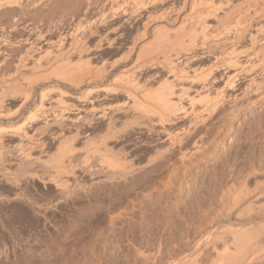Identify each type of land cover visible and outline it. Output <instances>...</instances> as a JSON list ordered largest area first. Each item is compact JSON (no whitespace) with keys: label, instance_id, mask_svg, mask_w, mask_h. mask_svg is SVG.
I'll return each mask as SVG.
<instances>
[{"label":"rangeland","instance_id":"rangeland-1","mask_svg":"<svg viewBox=\"0 0 264 264\" xmlns=\"http://www.w3.org/2000/svg\"><path fill=\"white\" fill-rule=\"evenodd\" d=\"M1 1L3 6H1V3L0 34L3 38L2 40L0 39V50L7 52L0 54V60L5 58L4 61H7L4 63L8 62V64H4L5 68L3 67L4 76L7 77L9 74V79L11 80H8V82L14 83L12 80H15L17 84L22 83L20 84L22 87L27 86V77H29L28 79H31L32 84V100L19 109H17L18 105L14 107L15 103L12 104V102L7 101L5 104H8L4 106V109H0V111H6L5 116L0 114V117L3 118H0V128L16 130L17 127L22 126L23 128L25 127L24 130H26L27 134H31L34 132L32 129L35 130L42 126L45 121L49 122L54 117H60L61 115L64 117L66 115L69 116V114L81 110L83 105L85 109L95 110L94 112L107 110V112L113 111L114 113L112 114L113 116L108 113L113 118L111 119L113 121H110L111 123L108 119L102 121L103 119H96L92 116L87 119L91 121H89L90 125L84 121L83 126L87 127L88 125L91 127L89 128V133L88 135L84 134L79 138H74L72 146L75 148V152L70 154V157L68 155V159H62L63 164H61L60 169L63 168V174L57 177V180L61 181L60 183L66 182L64 184L66 187H62L55 180L57 169L59 168L54 164L55 161L52 160L56 158V148H54L56 141L61 137L63 139V136L67 137L70 133L73 135L74 128L70 129V133H64L63 136L55 134L53 137L57 139L53 142V148L51 147L50 150L45 149L47 150L44 152L46 154H40L38 148H36V151H34L35 149L31 150L33 159L31 157V160H29L30 157L28 159L25 157L26 161L23 158L25 154L22 153L21 148L28 149L29 141L26 143V147H21L20 144H17L19 142L15 138L6 137L9 138L7 139L8 141L4 137L0 139V264H175V262L177 264H187L191 258V261H193V256L196 258V255L198 257L196 258L197 263L215 264L222 261V258L219 261L216 260L221 256L219 252L223 251L221 249L223 248V241H228V249L231 252L235 250V247L229 243L233 237L230 234L232 231L229 234L227 233L229 228L233 231L241 229L246 231L247 229L250 232V229L253 230L256 225L264 223V208L261 207L262 205L264 206L263 197L259 199L262 204L257 201L256 204L253 202L250 206H247L251 209L253 207V212L245 207L246 203L249 202L248 200H251V195H253H248L249 193L245 191L250 192L249 188H254L256 179L249 178L247 183L244 184L246 190H244L245 198L243 199L246 202L244 200L241 201V197V200L238 201H241L238 203L239 206H234V208L238 209L235 208L233 210V205L228 204L230 198L226 202H222L219 199L221 198V191L228 190V187L230 188L228 184H235L236 189L234 187L232 191H235V194L242 192L240 185H243L242 177L246 176L243 173L244 171L248 174L254 169H257V171L255 170L256 172H259V170H261L260 173L263 172L264 100L262 101L263 103L261 102L251 110L239 112L236 115L237 117H228L230 120L225 118L227 116L218 118L215 121L217 129L213 128L221 134L216 135L217 132H213L214 129L212 128V131L209 130L210 132L206 135L204 134L205 137L203 135L208 153L201 154V156L199 154H183L185 158L182 159V154H162V156L161 154H148L151 151L147 152L146 149L148 147L142 146V143L144 145L143 141L147 138V132L143 130L142 122L139 124L141 120L132 119L120 111V109L124 110L123 108H125L123 105L126 101L123 98L124 96L110 95L111 97L109 96V98L108 95H105L107 98L105 97V100H103L104 97L102 96L104 94L102 93L99 97L100 100L98 98L97 102L94 101L91 104L89 99H87L89 96L86 94L89 90L102 87H114L124 91L126 81L118 80V77L135 63V65H139L143 61L138 60L135 62L137 57L130 54L128 50L132 38L135 33L137 34V29L139 32L141 28L138 14L146 15L144 14L145 10H147L146 13H155V11H160L169 4L176 5L181 0H178V2L177 0H143V6H139L140 12L138 10V12L136 11L138 14L135 12L138 20L134 17V23L131 20L127 21L124 11H126V7L136 10L137 2L135 1L138 0H15V4L12 3L11 6L5 3L6 0ZM157 1L167 2L162 3L161 6L163 7L159 9L161 2L158 3ZM233 1L230 0L231 3L230 5L228 3V6L226 5V0H210L208 3L212 7L208 5L206 7L213 10V8L215 9L216 6L219 7L225 2L226 4L223 3V5L230 7L227 8V11L237 6H239L237 8L241 9V14H245L243 12L245 9L243 8L250 10V12L254 10L264 11V7H262L264 3H261L264 0H255L256 2L254 0H238V2L240 1L239 3L246 2L247 5L249 1V6L253 7L252 9L255 8L251 5L253 3L256 8H259L254 10L249 7L248 9L247 5L246 7L245 5H240L237 0H235V3ZM208 3L206 2V4ZM232 3L237 5H233V7ZM258 3L259 5L261 3L262 9L260 6L258 7ZM222 6L221 8L223 9L221 10L223 12L216 7L218 8L216 9L218 15L216 17L210 15L212 20H209L210 23L207 20V23L216 26L217 22L220 24L223 22L222 26L224 23L227 25H224V28L225 26L226 28H231L232 24L233 28H235V23L237 22L238 25L244 14L241 16L239 13L240 16L237 17L233 16L234 14L228 15L225 12L226 8ZM143 8L144 10H142ZM210 13L212 14L213 12L211 11ZM57 15L59 19H57ZM213 18L216 19L214 20ZM256 22H259V20ZM219 26L221 27V25ZM112 28L117 29L109 32ZM61 29L64 31L62 30L61 32ZM36 30L37 32L40 30L43 35H46V39L52 42L55 41L53 44H56V46L53 45L51 49L48 48L47 50L46 48L45 50V48L35 45L32 36L35 35ZM65 31L69 32V35L66 36L67 40L60 41L59 39ZM150 31L149 35L151 36ZM60 33L62 34L60 35ZM198 33L199 31L196 33L199 38L200 34ZM150 36H148L149 40H151ZM77 39H80L78 43ZM160 40L162 38L159 39V43ZM73 41L78 44L75 43L77 47L72 45V43L74 44ZM107 41L110 43L109 46ZM59 42H61V46H59ZM63 42H68L69 44L66 45L65 43L63 48ZM57 43L59 44L57 45ZM224 43H221L223 46H220L219 50L222 47L223 50L227 46L226 49L231 47L230 44L228 45L229 42H226L227 44L225 43V45ZM156 45H153L154 48L149 46V48L153 49L148 51L149 55L154 56L159 53L158 50H154L161 49L162 45L159 48H156L158 44ZM57 46L58 48H63V50L61 48L63 52L60 51V54L64 53L62 57L57 54L59 49L55 52ZM4 48L7 49L4 50ZM9 48H11L12 52H10ZM67 48L68 50H66ZM236 48L239 49L237 46ZM26 50L29 55L30 53L31 55L33 54V57H41L38 64L42 68L37 65L38 68L34 66L37 69L34 68L31 71L29 70V72L26 71V73L22 71L23 77L18 74H15V76L12 73V67L16 64L18 58L25 54ZM45 52L50 53L48 54L49 57L46 56L47 53ZM43 56L44 58H42ZM35 57L33 60L32 57L31 59L29 57L28 63L34 62L30 65L37 64L38 60ZM59 57L63 61L65 60L59 70L65 68L67 70L61 71L62 73L57 71L59 75H55L58 74L56 70L53 71L55 73H51V70H53V67L58 70L57 67L59 66L56 63L61 60ZM63 57L66 59H63ZM207 59L208 57H205V60L203 58L204 62L199 59L197 62L200 61V64L197 66L196 62L192 66L199 68L202 66L204 68L208 62ZM67 63L68 65H66ZM76 66L81 67L77 69L75 68ZM74 68L76 71H73ZM4 69L10 72H6ZM159 70L156 68L142 71L137 73V77L142 80V78L145 79L147 77L146 75L157 73ZM31 84L29 83L28 85ZM121 87L124 88L122 89ZM49 90L53 91L49 92ZM41 91L49 92L42 105L40 104ZM59 91L65 94H60L58 93ZM1 97L2 95H0ZM122 105L124 106L123 108H121ZM33 114L37 115L36 119H33L36 122L31 125L33 120H30L32 119L30 117ZM227 120L230 124L227 123ZM82 122L80 123L79 121L75 124L79 126ZM107 123L108 125H105ZM27 124L30 126H26ZM140 125L141 129H138ZM27 128L31 129L28 130ZM141 130L146 135H141ZM205 132L203 131V133ZM48 133L46 132L47 135L45 134L43 137L41 136L43 134L35 133L37 136L35 135L36 137H34L35 139L38 138L37 141L40 143L42 139L40 140L39 138L48 139L52 136L50 133L53 134V132ZM133 133L136 134L134 135ZM130 139L132 143L129 141ZM33 141L31 140V147L33 143L35 146L38 144L37 141ZM140 141L142 142L141 144L139 143ZM35 142L37 143L35 144ZM34 145L33 147H35ZM105 145L111 160L114 164H118L116 166L113 164L115 167L105 163L103 157H101L103 154L101 155L100 153L105 150ZM152 155L153 159L154 155L158 156L156 158L159 162L156 158V161L152 160ZM186 155L188 156L186 157ZM35 158H40V160ZM149 158L156 163L151 164ZM28 160L29 163L27 162ZM146 161L151 165L148 164V166ZM250 167L252 170L249 169ZM260 173H258L257 180H262ZM232 179L233 181L235 180V183H233ZM237 179L240 180L237 181ZM237 189L238 191L236 192ZM229 205L232 206L230 207L231 209L228 207ZM240 207L245 208L243 210L246 212L251 210V214L247 212V217L244 216L245 212ZM255 209H257V212ZM228 210L232 216L227 213ZM237 211H242L241 215L244 218L241 215L242 218L238 217L239 214L237 216L239 219L234 218ZM254 213H256L255 216ZM241 226L244 227L242 228ZM237 227L240 228L238 229ZM220 228L222 232L224 231V234H222ZM214 229L217 230L214 235L221 236L220 239L215 241L214 239H217V237L213 236L205 245L202 243L198 247L197 243L206 234L212 233ZM226 235L231 238L226 237ZM212 243H214L216 250L220 249L222 251H213ZM206 244L208 247H206ZM193 246L198 248L194 249ZM158 261L159 263H157ZM191 261L190 263L192 264Z\"/></svg>","mask_w":264,"mask_h":264},{"label":"bare ground","instance_id":"bare-ground-1","mask_svg":"<svg viewBox=\"0 0 264 264\" xmlns=\"http://www.w3.org/2000/svg\"><path fill=\"white\" fill-rule=\"evenodd\" d=\"M14 1L15 0H6L5 3L7 5L11 6L12 3L15 4ZM154 1H156V0H154ZM209 1L210 0H205V1L204 0H181L178 2V0H177L178 3L177 4L175 3L176 5H173V4L170 5L169 4L168 5L169 7L167 6L165 8L161 5H162V3H165L167 1H165V2L160 1L161 3L158 2V3H160V6H161L159 9H161L162 7L163 8L160 11L157 10L159 12H157V11H155V13L152 12L153 14L151 12H150L151 14L149 12L146 13L147 10H145L144 14H146V15H143L142 13H140V14H142V15H140L137 13L140 10L139 6L143 4V0L135 1V2H137V4L135 3L137 6L136 5H133V6H136V10H133V9L131 10V8H129V7H128L129 10H128V8L126 7L125 8L126 11H124V14H125V16H127V21L131 20L134 23V21H135L134 17H135V19H137L135 16V12L137 10L138 11L136 13L139 15L138 18H140L139 20L141 21V26H140L141 28L139 29L140 31L138 32V29H137V34L135 33L134 37L132 38V42H131L130 46L128 47V50H129L130 54H133L137 57L135 62H137L138 60H143V61L141 63H139V65H135L136 64L135 63L134 65H132V67L130 69H128L127 71H123V73H121V75L118 77L119 79L117 78L118 80H125L126 81L125 86H124L125 87L124 91L118 90L114 87H102L100 89L89 90L86 94L87 96H89L87 99H89L90 104L94 101L97 102L96 100H98V98L101 96L102 93L104 94V96H102V97H104L103 100H105V97H106L105 95H108V97L110 95H118V96L122 95V96H124L123 98L126 101L124 100L125 104L123 103V105L125 106V108H123L124 106L122 105L121 108H123L124 110L120 109V111L124 115H127L128 117H131L132 119L135 118V119L141 120L139 124H141V122H142L143 130H146V132H147V138L144 137L145 138V140L143 141L144 145L141 141L139 143L140 144L142 143L143 147L144 146L148 147L149 150L146 149V151L147 152L151 151L150 153L148 152V154H158V155L161 154V156H162V154H165V155L166 154H182V156H183V154H189V155L190 154H199L200 156H201V154L202 155L206 154V153H208V151H207L208 149L205 147L206 143L204 144V141H205L204 137L208 132H210L209 130L212 131V128L215 127V121L218 120V118H221V116H224V117L227 116V117H225L227 119H228V117H231V118L235 117L241 111L251 110V109L255 108L264 100V11L263 10H254L256 8V6L253 3L251 4L252 1L250 2V4L255 7L254 9H252L253 7L249 6V1H248V5H247L246 2H244L246 4H244L243 2H242L243 3L242 4V3H239L240 1L238 2V0H237V2L240 5H245V7L247 5V8L249 7L250 9H252L254 11L250 12V10H246V8H243L241 6V8L246 10V11L243 10V12H245V14L243 13L244 15L241 14V9L237 8L239 6H237V7L233 6V5H237V4H234L235 0L234 1L232 0L234 2V3H232V6L234 8H232V6H231L232 9L227 11V8H230V7H226V5H228V3L230 5L231 2H230V0L229 1L226 0L227 4L225 2H223L226 4V5L224 4L225 6L222 3V5L226 8V11L225 10L224 11L227 12L228 15L234 14L233 16H235V17L240 16V14H241V16L243 15L242 19L239 21L238 25H237V22L236 23L234 22L237 25L236 26L234 24L235 28H233V24H232V27L229 25V27H231V28H226L227 25L225 23H224V25H226V26L224 28V25L222 26L223 22L221 21L222 23L220 24L219 22H217L218 20L216 22L219 24H217L216 22H213V23H216V26H212V25L207 23V20L208 21L212 20L210 17H212L213 15H214V17H216V15H218L216 9L219 8L218 10L222 11L221 9H223V8H221L222 5L220 6L218 4L219 7L216 6L218 8L215 7V9L213 8V10H211L212 8L207 9L208 7H206V5H208L209 7L210 6L212 7V5H209V3H208ZM206 2L208 4H206ZM1 3H2V1L0 2V5H1ZM152 3L154 4V2H152ZM261 3H264V2H261ZM261 3H260V5L258 3V7L259 6L261 7ZM20 4H21V2H20ZM262 5H264V4H262ZM1 6H3V3ZM113 6H114V4H113ZM142 6H140V7H142ZM26 7H27V5H26ZM262 7H264V6H262ZM262 7H261V9H262ZM144 8L142 10H144ZM50 9H51V7H50ZM256 9H259V8H256ZM9 11H10V9H9ZM211 11L213 13L214 12H216V13L211 14L210 13ZM142 12H144V11H142ZM222 12H221V14H223ZM237 14H239V15H237ZM58 15H57V17H58ZM210 15H212V16H210ZM219 15H220V13H219ZM9 16H10V14H9ZM23 18H25V17H23ZM41 18H42V16H41ZM13 19H15V18H13ZM46 19H45V21H46ZM57 19H59V17ZM21 20H22V18H21ZM24 20H26V18ZM137 20H136V22H137ZM258 20H259V22H256ZM12 21H14V20H12ZM140 21H138V22H140ZM128 23H130V22H128ZM209 23H210V21H209ZM34 24H35V22H34ZM5 25H7V24H5ZM44 25H45V22H44ZM219 25H221V27H223V28H221ZM25 26H26V24H25ZM217 26L220 28H218ZM3 28H4V24H3ZM36 28H38V27H36ZM0 29H1V27H0ZM115 29H117V28H115ZM115 29L112 28L111 30H109V32L114 31ZM62 30L63 29H61V32H62ZM39 31L37 32V30H36L35 35L32 36V40L35 43L33 41L32 42L35 45L37 44L40 48H45V50H46V48H47V50H48V48L51 49V46L54 45L53 43L55 41L52 42L51 40L46 39L45 38L46 35H43V33L41 31L40 32ZM68 31H70V30L68 29ZM68 31L63 32V34L60 33V35L62 34L61 38L59 36L60 41H64L65 39L67 40L66 36L69 35ZM149 31L151 32V36L149 35ZM198 31H199L198 34H200L199 38H198V35L196 34ZM73 33H74V31H73ZM84 35H85V33H84ZM148 36L151 37V40H149L150 38ZM2 38H3V36H1V34H0V39L2 40ZM77 38H78V36H77ZM158 38L159 39L162 38V40H160V43H162L161 44L162 47L159 43ZM155 40L157 43L155 42ZM21 41H22V39H21ZM74 41H76V40H74ZM79 41H80V39L77 41V43ZM107 42H108L107 44L109 46L110 43H109V41H107ZM224 42L225 43L229 42L228 45L229 44L231 45V47H229L230 49L229 48L226 49L228 47L227 46V47H225V50H223V47L221 50H219L220 49L219 47L223 46V45H221V43H224ZM59 43H57V45L59 44V46H61V42H59ZM65 43H66V45L69 44L68 42H65ZM65 43L62 44V47H63V45L65 47ZM75 43L76 42H74V44L72 43V45L74 47H77V46H75L77 43L76 44ZM153 43L155 45L158 44V47H156V48L161 47V49L154 50V51L158 50L159 53L158 54L156 53V55L151 56V54L150 55L148 54L149 53L148 51L150 49H152V48H149V46L153 47V45H154ZM225 43H224V45H225ZM23 46H24V44H23ZM54 46H56V44ZM236 46L239 47V49H237ZM3 47H4V45H3ZM62 47L58 48V46H57L55 52L59 49V53H57V54H60V51H62L64 48V47L63 48ZM68 47L70 48V46H68ZM53 48L55 49V47H53ZM61 48H62V50H61ZM79 48H80V46H79ZM6 49L7 48H4V50H6ZM9 49L11 50V48H9ZM74 49H76V48H74ZM45 50L43 49V51H45ZM66 50H68V48ZM1 51L2 50H0V54L2 55V53H4L5 51L4 52L3 51L1 52ZM10 52H12V50ZM49 52H51V51L49 50ZM34 53H35V50H34ZM45 53H47L46 56L49 57L48 54H50V53H48V52H45ZM45 53H43V54L45 55ZM63 54L64 53L60 54V56L62 57ZM32 55H31V53L29 55V52L26 50L25 54L18 58L16 64L12 67L13 71L11 70L13 75L18 74L20 76L24 72L26 73V71L29 72V70L31 71L34 68L35 69L38 68L37 65H39L38 62L41 60V57L40 56H38V57L34 56L35 59L37 58V60H38V61L36 60L37 64L35 63L36 65L35 64L30 65V64H32L33 61L29 64L28 59H29V57H30V59L32 57V60H33L34 57ZM61 57H59V58H61ZM205 57H208V59H207L208 62H207L206 67L203 68L202 66H200V68H199V67L192 66V64H195L199 59H201L200 61H203L202 60L203 58L205 60ZM42 58H44V56ZM59 58H57V59H59ZM64 58L65 57H63V59ZM4 59H2L3 61L0 60V92H1L0 95H2V97L0 98V109L1 110L4 109V106H6L8 104V103L5 104L7 101L12 102V104L15 103V105H13L14 107L16 105H18L17 109H19L20 107L22 108V106L24 107L25 104H27L30 100H32L31 79L29 80L28 79L29 77H27L28 82H26L27 86L25 85V87H22V85H20L22 83H18L19 84L18 85L17 82H15V80L14 81L12 80V82H14V83L8 82V80H11V79H9L10 78L9 74L8 75L6 74L7 77L4 76L5 72L3 71V67L5 68L4 64H8V62L4 63L7 61V60L4 61ZM56 61H54V62H56ZM63 62L65 63V60L63 61L62 58H61V60H58V62L56 63V64H58L57 66H59V67L56 66L58 68V70L54 69V67H53V70H51L52 71L51 73H55V72H53L55 70H56V72L57 71L61 72L63 70L66 71L67 70L66 68L59 70V68L62 67L61 65H63ZM199 62H197L198 64L196 63L197 66L200 64ZM66 65H68V63ZM34 66H36L37 68ZM39 66L42 68L41 65H39ZM80 67L76 66L75 68L79 69ZM6 68H7V66H6ZM75 68L73 71H76ZM156 68H158L160 70L157 73L150 74L149 76L146 75L147 77H145V79L141 77L142 78V80H141L137 77V73H140L142 71L144 72V71L150 70V69L153 70ZM5 71L7 72L9 70H5ZM22 71H23V73H22ZM70 72H72V71H70ZM59 73L55 74V75H59ZM63 74H64V72H63ZM65 75H67V74H65ZM29 76H31V75H29ZM21 77H23V75ZM19 82H20V80H19ZM29 83L31 85H28ZM50 91L52 92L53 90H49V92ZM49 92H42L41 91V93H40V104L41 105H42L43 100H45L46 97L48 96ZM58 93L63 94V95L65 94L62 91H59ZM99 100H100V98H99ZM106 101H107V99H106ZM83 106H82L81 110L78 109L79 111H76V113H73V114H69V116L66 115L64 117L61 115L60 117L58 116L59 118L54 117V119L50 120L51 122L50 121L49 122L48 121H45V122L42 121V122H44V123H42L43 124L42 126L38 125L40 127L36 128L35 130L32 129L34 132L31 131V132H33L31 134H33V135H31L30 133H28V134H30V135H28L26 130H24L25 127L23 128L22 126H20L19 128L17 127L16 130L12 129V128L11 129L10 128H0V139H3V137L4 138H6V137L15 138V140L17 139V141L19 142L17 144H20L21 147H26V143L28 141H29L28 144L30 146V144L32 143L31 140H34V141L38 140V138L35 139L37 134H39V135L43 134V135H41L43 137V136H45L46 132L47 133L53 132V134L50 133L52 135L51 137L49 136L50 138H48V139L45 138L46 140L44 139L45 141L43 140V138H39L40 140L42 139L43 141L41 140L42 142L40 141V143L37 141L38 144H36L37 142H35L36 146L33 143V145L35 147H33V145H32V147L30 146L32 149L28 145H27L28 149H23L20 147L22 153L25 154V156L22 155L23 158L26 157L28 159L30 157L29 160H31V157L33 156V152H31V150L35 149L34 151H36V148H38V151H40V154H46V153H44L45 151H47L45 149L50 150L51 147L53 146L54 140L56 141V139H57L56 137H53V136H55V134H60V136H63L64 133L65 134L70 133V129L74 128L73 129L74 130L73 135H71V133H70V135L68 134L67 137L63 136V139L61 137L58 141H56L57 143L55 142L56 146H54V148H56L55 149V151H56L55 157L56 158H54V160H52V161H55L54 164H56L57 168H59V169H57V174L55 172V174L57 175L55 180H57V177H59L60 174H63V168L60 169V167L62 166L61 164H63L62 159L63 158L68 159V155L70 157V154H73L75 152V148L72 146V142H73L74 138L76 139V138H79L81 135H84V134L88 135V133H89V128H91V127H89L88 125H87V127L83 126L84 121L86 124L89 123V125H90L91 121L87 120V119L91 118V116L95 117L96 119H100V120L103 119L102 121H105L104 119H108L109 122L111 121V119H113L111 117V115L114 113L113 111L107 112V110H102L100 112H94L95 110L92 111L91 109H88V108L85 109ZM109 109H111V108H109ZM5 112L6 111H4V110L0 111V114L5 116L6 115ZM108 113L109 114L111 113V115L109 116ZM115 113H118V112H115ZM36 116L37 115L33 114V116L30 117L32 119H30V118L29 119L30 120L36 119ZM7 117H8V113H7ZM0 118H2V117H0ZM38 119H39V117H38ZM228 120H230V118ZM79 121H80V123H81V121H83V122L81 125L78 124L79 126H76L75 123H77ZM31 122H32L31 123V125H32L36 121L34 122V120H33ZM226 122H224V123H226ZM227 123H229V121ZM29 124H27L26 126H28ZM105 125H108V123ZM215 128L217 129V127H215ZM27 129L30 130L31 128H27ZM138 129H141V125H140V127H138ZM205 130H206V132H205ZM203 131L205 133H203ZM214 131H215V129L213 130V132ZM215 132H217V131H215ZM35 133H37V134H35ZM139 133H140V131H139ZM133 134L135 135L136 133H133ZM142 134L146 135V134H144L143 131H142L141 135ZM218 134H221V133L218 131L216 133V135H218ZM203 135H204V137H203ZM141 137L143 138V136H141ZM9 138H6V140ZM137 139H139V138L137 137ZM3 141H5V140H3ZM129 141H131V143H132L131 139ZM244 141H246V140H244ZM207 143H209V142H207ZM138 144H136V145H138ZM207 145H209V144H207ZM158 146H160V147H158ZM105 147H106V145H105ZM134 147H136V146H134ZM106 149H107V147L105 148V150L102 153H100L101 155L103 154V156H101V157H103V161H105V163H107L108 165H111L112 167H115L118 164H114V162L111 160V157L108 155L109 151H107ZM143 151H145V150H143ZM145 152H144V154H145ZM147 152H146V154H147ZM165 155H163V156H165ZM187 156L188 155H186V157ZM192 156H194V155H192ZM156 157H158V156L154 155V159H153V155H152V158L151 157L150 158L152 160L156 161V159H157ZM26 158H25V161H26ZM183 158H185V155L182 157V159ZM32 159H33V157H32ZM35 159L40 160V158H35ZM29 160L27 161L28 163H29ZM151 161H150L151 164L156 163V162H153V161L151 162ZM157 161H158V159H157ZM146 162H147L146 163L147 165L150 164L148 161H146ZM51 164H53V163H51ZM145 167H147V166H145ZM249 169L252 170L251 167ZM255 170L257 171V169H254V170H252L251 173L248 174L243 169V171H244L243 173L246 176H243V177L241 176L243 185L238 184V185H240L242 192L238 193L237 192L238 189H237L236 190L237 193L235 194V191L232 192L234 190V187L236 189V186H234L235 184H231V185L228 184L230 186V188L228 187V190L221 191L222 192V194H220L221 198L218 197L219 199H221L220 201L226 202V200L228 198H230L229 199L230 201L228 200V202H229L228 204H232L233 207L230 205L228 207L229 208L232 207V209L235 210L236 207L234 208V206H237V205L239 206L238 203H240L243 200L245 201V199H243V198H245V194H244L245 192H248L249 193V194L247 193L248 195L253 194V195H251V198H250L251 200L247 199L249 202L246 203L247 205H245V207H247L248 205L250 206L253 202H255V204H256L257 201L258 202L260 201L259 199H262V197L264 198V169H263V172H261V173H260L261 170H259V172H256ZM241 172H242V170H241ZM258 173H260L262 180H257L258 179V177H257ZM249 178L256 179L255 186H254V188H249L250 192L249 191L244 192V190H246L244 187L245 186L244 184L247 183V180ZM233 179H235V177H233ZM233 179H232V181H233ZM235 180L233 181V183H235ZM239 180L237 179V181H239ZM237 181H236V183H237ZM58 182L62 187L63 186L66 187L64 185V184H66L65 181H64L65 183H63V184L60 183L61 181H58ZM243 187H244V189H243ZM222 189H223V187H222ZM251 190H253V191H251ZM239 200H241V201L238 202ZM263 200L264 199H262V201ZM260 204H262V202ZM223 205H224V203H223ZM258 206L260 207V205H258ZM261 207L264 208L263 205ZM240 208H242V211L245 212L246 215L244 214V216H246V217L248 215L247 212H249L251 214V212L254 211V210H252V209H254L253 207H252V209L247 207V209L252 210V211L249 210L247 212L245 210H243L245 208H243V207H240ZM236 209H238V208H236ZM239 210H241V209H239ZM242 211H237L236 217H234V218H237L238 214H239L238 217L243 216V215H241ZM255 211L257 212V209H255ZM227 213H229V210ZM255 214L256 213H254V216H255ZM244 216H243V218H244ZM237 219H239V218H237ZM259 224H261V223H259ZM263 225H264V223H262V225H258V226L256 225L255 228L252 227L253 230L250 229L251 230L250 232L247 231V229H246V231L244 229H243V231H242V229L233 231V230H230V228L228 227L229 231L227 233L229 234L232 231L230 234L233 235L232 240L230 239L229 243L235 247V248L233 247L235 250L233 252H231L230 249H228V246H229L228 241L227 240L223 241V244H222L223 248H221L223 251L218 249L222 252H219L220 254L216 253V254L221 255L220 258L217 256L218 260H216V261H219L221 258H222L221 259L222 261L217 262L215 264H264V226ZM249 227H251V226H249ZM222 228H224V227H222ZM228 228H226V229H228ZM237 228L239 229L240 227H237ZM220 230H221V228H220ZM223 230H225V229H223ZM216 232H217V230L214 229V231L212 233L206 234L204 236V238H202V240H200L199 243L196 242L197 246L198 247L201 246L202 243L205 245V243H207L211 237L216 236V235H214V234H216ZM221 232H222V230H221ZM223 232H222V234H224ZM231 235H229V236H231ZM216 237H217V239H214L215 241L219 240L221 236L219 237V235H218ZM226 237H228V236L226 235ZM223 238H225V237H223ZM228 238H231V237H228ZM211 242H210V244H211ZM211 246L214 249V250L212 249L213 251L218 252V250H216L214 243H212ZM198 247H196V248L194 247V249H197ZM206 247H208L207 244H206ZM202 250H204V249H202ZM193 258H194L193 261H191L192 258L190 260L188 259L189 262H187V264H189L190 261L192 262V264H200V263H197V261H196V258H198L197 255H196V258L194 256H193ZM161 261H162V259H161ZM157 263H159V261ZM175 264H177V263L175 262Z\"/></svg>","mask_w":264,"mask_h":264}]
</instances>
